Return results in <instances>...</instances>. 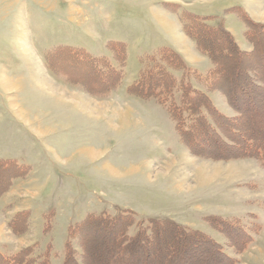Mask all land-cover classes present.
Returning a JSON list of instances; mask_svg holds the SVG:
<instances>
[{
	"label": "rangeland",
	"instance_id": "374dc122",
	"mask_svg": "<svg viewBox=\"0 0 264 264\" xmlns=\"http://www.w3.org/2000/svg\"><path fill=\"white\" fill-rule=\"evenodd\" d=\"M239 7L264 23V0H0L2 253L62 264L73 226L90 214H129L138 223L131 233L159 220L204 236L173 258L162 251L153 264H264V162L257 149L244 142L231 148L198 132L194 116L182 135L163 104L133 87L142 60L164 45L202 74L211 68L184 33L181 14L211 16V25L222 24L251 50ZM256 55L251 62L264 69V52ZM172 72L178 85L181 76ZM174 91L178 98L180 88ZM209 94L235 115L222 92ZM239 103L249 107L239 127L257 133L262 119L264 131V99ZM77 236L93 264H108L105 234L83 229ZM166 238L159 246L173 245V236Z\"/></svg>",
	"mask_w": 264,
	"mask_h": 264
},
{
	"label": "trees",
	"instance_id": "16d2710c",
	"mask_svg": "<svg viewBox=\"0 0 264 264\" xmlns=\"http://www.w3.org/2000/svg\"><path fill=\"white\" fill-rule=\"evenodd\" d=\"M239 9L245 12L242 7ZM209 17L211 16L190 12L181 14L184 33L194 40L197 49L211 62L207 73L202 74L192 68L175 47L164 45L147 55L144 62L142 60L144 65L133 87L140 89L141 97H153L163 104L182 135V130L188 131V128L186 130L183 126L188 125L187 120L194 116L191 121L198 123V132L210 134L221 143L227 142L231 148L242 146V142L250 144L257 149L264 162V131L260 128L262 119L255 123L257 133L253 131L248 134L239 127L248 118L246 115L249 108L246 104L239 103L241 97L248 98L252 103L264 99V69L260 66L262 62H251L254 57L257 60V52H264V23L250 20L246 12L242 15L248 25L246 39L252 44L251 50L247 51L239 46L234 35L225 26L211 25ZM127 56L124 52L123 63L126 62ZM117 59L119 60L118 57ZM172 71L181 76L178 85ZM191 77L205 89L193 86ZM176 87L181 90L178 98L174 91ZM213 91H220L225 95L228 105L235 111L234 116L225 114L214 104L209 94ZM184 113L189 114L186 119L182 118ZM135 225L138 226V223L134 216L129 214L114 217L106 214L88 215L72 227L62 264H93L90 248L84 238L77 236L83 229L105 234L106 240L110 241L106 250L107 256L104 258L108 264H125L127 260L138 264V261H141L139 254H142L146 264H153V259L163 253L162 251L168 253V258H173L181 253L182 245L188 240L193 237L202 240L204 238L203 234L198 235V231L188 230L173 221L151 220L147 227H140L131 233L130 230ZM167 235L173 236V245L168 248L159 246L161 241L167 240ZM77 240L84 244L75 247L74 241ZM212 243L216 245L215 241ZM20 255L18 252L9 256L0 251V258L5 260V264H53L49 256L39 258V261L31 259L21 262L18 257Z\"/></svg>",
	"mask_w": 264,
	"mask_h": 264
},
{
	"label": "bare ground",
	"instance_id": "6f19581e",
	"mask_svg": "<svg viewBox=\"0 0 264 264\" xmlns=\"http://www.w3.org/2000/svg\"><path fill=\"white\" fill-rule=\"evenodd\" d=\"M196 250H197V249H196ZM193 251H194V250H193ZM195 252H196V251H195ZM198 254H199V253H198ZM200 255H201V254H200ZM209 257H210V256H209ZM194 259H195V258H194ZM201 259H202V258H201ZM195 261H196V260H195ZM200 261H201V260H200ZM202 261H203V260H202ZM212 261H213V260H212ZM166 262H167V261H166ZM189 262H191V261L189 260ZM214 262H215V261H214ZM214 262H213V263H214Z\"/></svg>",
	"mask_w": 264,
	"mask_h": 264
}]
</instances>
